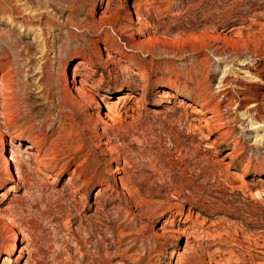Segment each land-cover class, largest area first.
<instances>
[{
    "label": "rangeland",
    "instance_id": "1",
    "mask_svg": "<svg viewBox=\"0 0 264 264\" xmlns=\"http://www.w3.org/2000/svg\"><path fill=\"white\" fill-rule=\"evenodd\" d=\"M263 57L264 0H0V264H264Z\"/></svg>",
    "mask_w": 264,
    "mask_h": 264
},
{
    "label": "bare ground",
    "instance_id": "2",
    "mask_svg": "<svg viewBox=\"0 0 264 264\" xmlns=\"http://www.w3.org/2000/svg\"><path fill=\"white\" fill-rule=\"evenodd\" d=\"M256 66L257 67L256 68L254 67V69H251V67L250 68L247 67V71H250V79L248 81L239 80V79L228 80L227 78H225L220 82V86L222 87L221 91L223 92V94L232 95L235 102L238 103V106L243 107L245 109V113L248 115L247 118L255 120L256 123H258L259 125H262V123H264V92L261 91V88L264 87V79L259 78V77H261L260 76V70H262L263 65H262V63H260L259 65H256ZM73 70H75V66L73 67ZM74 73H75V71H74ZM74 73L72 71L71 75L74 76ZM71 82H72V86L69 87L70 90H72V89L73 90L74 89L75 90H82V91H85L88 96H91L93 94L92 90L89 87H85L84 84H82L81 82H78L75 79V76L72 77ZM228 85H231V87H226ZM234 85H238V87L240 89L239 90H233ZM129 86H131V84ZM126 94H127L126 96H128L127 98L132 97V96L130 97V95H131L130 92H127ZM175 96H176L175 92L173 93L170 91H166V97L167 98H173ZM189 105H191L193 107V109L195 110V112H197V113H201L203 111V108H201L200 106L193 105L190 103H189ZM101 107L102 108L104 107V101H103L102 97H99V101H98L96 108L98 109V111H100ZM213 112L216 113V109H214ZM106 114L110 115L108 108H107ZM12 144H13L12 140L11 139L8 140L7 145L12 146ZM25 148H27L26 151H28V154H35L37 156H40V147H38L39 148L38 152L34 151V149L36 148L35 145H31L29 143L25 144ZM11 149L12 148H9L8 149L9 152H7L6 148L3 147V149H2L3 152L0 153L1 154L0 156L4 162L5 170L8 173L12 172V168H11V164H10L12 161V156L10 153ZM41 157H43V156H41ZM39 160L40 159H38V162L41 161V160L40 161ZM18 177H19L18 173L14 174L12 176V178L10 179V181L14 182L17 180ZM123 187L126 189L125 186H123ZM165 233H167V232H165ZM10 244H11L10 245L11 248L14 247L13 242ZM3 256H1V260L4 264L6 261H8V257H3Z\"/></svg>",
    "mask_w": 264,
    "mask_h": 264
}]
</instances>
